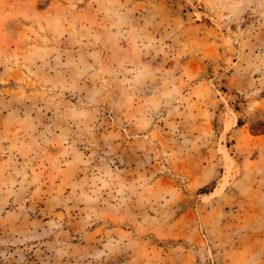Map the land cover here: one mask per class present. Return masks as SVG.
<instances>
[{
  "label": "rangeland",
  "instance_id": "obj_1",
  "mask_svg": "<svg viewBox=\"0 0 264 264\" xmlns=\"http://www.w3.org/2000/svg\"><path fill=\"white\" fill-rule=\"evenodd\" d=\"M0 264H264V0H0Z\"/></svg>",
  "mask_w": 264,
  "mask_h": 264
}]
</instances>
